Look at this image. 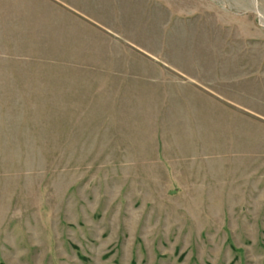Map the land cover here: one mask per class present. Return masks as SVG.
<instances>
[{"label":"rangeland","instance_id":"374dc122","mask_svg":"<svg viewBox=\"0 0 264 264\" xmlns=\"http://www.w3.org/2000/svg\"><path fill=\"white\" fill-rule=\"evenodd\" d=\"M0 264H264V0H0Z\"/></svg>","mask_w":264,"mask_h":264},{"label":"bare ground","instance_id":"6f19581e","mask_svg":"<svg viewBox=\"0 0 264 264\" xmlns=\"http://www.w3.org/2000/svg\"><path fill=\"white\" fill-rule=\"evenodd\" d=\"M260 21L263 23V20H262V18L260 17Z\"/></svg>","mask_w":264,"mask_h":264}]
</instances>
